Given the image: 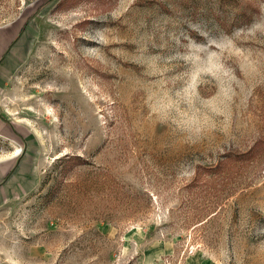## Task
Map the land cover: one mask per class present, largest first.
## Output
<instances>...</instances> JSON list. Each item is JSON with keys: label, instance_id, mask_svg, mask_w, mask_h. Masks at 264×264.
I'll return each mask as SVG.
<instances>
[{"label": "rangeland", "instance_id": "374dc122", "mask_svg": "<svg viewBox=\"0 0 264 264\" xmlns=\"http://www.w3.org/2000/svg\"><path fill=\"white\" fill-rule=\"evenodd\" d=\"M15 21L0 264H264V0H0Z\"/></svg>", "mask_w": 264, "mask_h": 264}, {"label": "crops", "instance_id": "0c3cea01", "mask_svg": "<svg viewBox=\"0 0 264 264\" xmlns=\"http://www.w3.org/2000/svg\"><path fill=\"white\" fill-rule=\"evenodd\" d=\"M21 29L22 24L16 21L0 27V71L6 63L9 51L15 42L20 40L23 34ZM26 134L24 128L17 123H11L0 113V138L12 142L14 144L11 145L12 148L19 150L18 144H24ZM11 154L0 158V208L28 193V183L24 180L26 160H18L20 154L13 152Z\"/></svg>", "mask_w": 264, "mask_h": 264}]
</instances>
